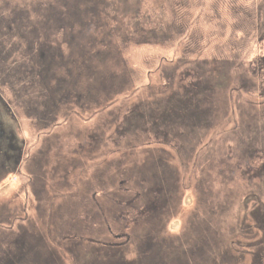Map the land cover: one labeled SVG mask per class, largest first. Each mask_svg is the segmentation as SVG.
<instances>
[{
  "label": "flooded vegetation",
  "instance_id": "1",
  "mask_svg": "<svg viewBox=\"0 0 264 264\" xmlns=\"http://www.w3.org/2000/svg\"><path fill=\"white\" fill-rule=\"evenodd\" d=\"M21 1L0 0V264H63L55 251L57 246L65 247L70 253L76 251L73 254L82 264H125L117 257L126 256L130 251H135L139 257L136 264H233L234 256L216 242L222 233H211L204 221L191 222L195 236L183 238L181 234L186 232L183 231L180 237L174 238L178 241L177 246L173 240H168L171 236H153L146 229L143 232L131 229L132 224L141 219L146 220L154 231L159 224L163 231L166 229L170 217L168 209H176L178 203H183L177 182L171 179L173 171L171 174L168 159L175 158V152L183 162L197 146L204 144L210 131L228 115L223 107L228 100L222 86L227 83L231 86L232 77L225 70V58H197L201 52L195 44L196 41L203 43V35L192 39V49L186 47L183 57L173 61L176 65L169 72L166 70L168 82L159 90L161 95L134 101L125 111L126 116H116L121 120L114 135L126 141L122 145L114 139V143L119 147L127 145L130 151L127 155L114 157L113 150L105 152L112 135L106 139L102 126L95 124L97 128L89 133L74 126L71 116L76 108H88L87 112L96 108L95 113L103 119L104 105L110 101L106 97L117 92L114 88L117 85H111L114 73L106 72L104 66L111 69L119 65L122 49L126 51L131 43L136 45V39L138 43H152L175 38L176 33L177 39L182 40L189 31L187 7L190 6L194 13L201 4L195 3L196 0H176V16L172 14L171 18L177 24L173 25L165 23L170 12L162 8L163 14L167 11V18L158 29L149 25L148 16L144 15L138 16L139 21L116 19L117 26L111 27L107 12H119V0H113L111 4H105L104 0H37L36 5ZM220 1L210 2L208 14L213 22L221 20ZM55 3L64 8L60 10L62 17H56ZM133 10L135 6L128 5L122 11ZM237 10L242 13L239 16L241 23L237 26L247 31L245 36L250 35L249 29L253 26L259 40H264V0L254 14L243 5ZM139 11L140 8L137 14ZM249 21L253 23L249 24ZM194 56L196 58L192 59ZM246 76L247 79L240 76L239 88L251 95L257 93L260 100L258 104H247L248 110L242 114V121L235 125L236 131L230 133L231 138L241 140L242 153H247L252 161H262L263 56L256 66L247 68ZM121 82L117 79L118 85H122ZM61 119H65L64 125ZM147 140L156 142L160 149L156 146V152L149 147L143 150L139 144H147ZM146 152L148 157L138 158ZM106 155L111 158L110 168L107 163H104L106 167L103 165L102 158ZM96 158H100V164L93 179L84 177L86 180L75 196L67 193L72 190L68 180L71 174L85 171L88 162ZM141 162L144 167L156 165L161 171L160 182L156 179L153 183L150 181L151 184L141 178L144 192L136 191L139 182H132V174L139 175L135 170H140ZM262 163L253 170L254 175L264 181V160ZM118 177H128L131 181H120L121 190H116L115 196L108 199L114 202L110 207L117 208L118 203L125 202L138 204L145 210L139 214L144 219L136 217L133 210L108 212L115 220L124 218L127 224L120 222V225H126L123 228L111 221L105 224L103 219H108L102 203L105 196L97 194L101 185H114ZM80 180H76L77 184ZM19 199L20 203L17 202ZM71 205H76V211H72ZM77 216H80L79 220ZM252 217L258 220L262 237L251 244L255 247L251 251L254 257L251 264H264V225L261 227L264 214L255 212ZM87 234L92 237H86ZM63 235H74L76 239L66 237L65 242H61L59 238ZM159 238L160 244L156 242ZM89 242H94L92 246L95 244V247L92 248ZM157 244L161 247L158 251ZM172 244L177 249L172 250ZM99 246L109 258L107 261L99 260ZM132 246L134 250H130ZM116 251L117 255L110 253ZM167 251L172 252L171 257L167 256ZM88 252L97 258L94 263L87 262ZM212 255L217 258L211 261ZM146 258L149 259L144 260ZM215 260L224 263H215Z\"/></svg>",
  "mask_w": 264,
  "mask_h": 264
},
{
  "label": "rangeland",
  "instance_id": "2",
  "mask_svg": "<svg viewBox=\"0 0 264 264\" xmlns=\"http://www.w3.org/2000/svg\"><path fill=\"white\" fill-rule=\"evenodd\" d=\"M162 1L165 5H168V9L162 6L161 0H145L144 8H141L142 10L139 11L142 15L148 16L147 21L150 22L149 25L153 28L157 27L159 29L164 24V19L167 18V11L163 14V9L174 12L175 7L173 3L174 1L176 2V0ZM211 1L212 0H196L195 3H200L201 5H197L199 6V9L195 10V12L193 11L194 13L191 12L190 6L187 7L189 17H186V21H188L189 24H187L189 27L187 30L189 31L187 35H185L186 37L183 36L184 38L182 40L177 39L176 33H174L175 38L171 37L172 39L169 38L163 41L160 39H153L154 41H152V43H138V40L136 39V45L129 42L128 47L130 46V43L131 47L127 48L126 51L124 48L122 49L123 53L121 55V61L119 60V65L111 69L107 65L104 66L106 67V72L114 73L112 74L111 85H117L114 87L117 92L106 97V99H109L110 101L104 105V114H102L104 115L103 119L100 114L97 115L95 113L98 110L96 108L90 110V113L87 112V110H89L88 108H82V110L76 108L72 110L71 116L74 119L72 120L74 126L81 127L89 133L93 132L97 128L94 126L95 124L99 127L102 126L106 139L109 135H112L110 141L111 143L107 145L109 148H106L104 150L105 152L113 150L114 155L112 156L114 157H121L124 154L127 155L130 153L128 146H122L124 144L123 142L126 140H119L117 136L114 135L118 125L117 123L121 120L122 116L127 115L125 111L129 110L128 108L132 106L134 101L144 99L150 100L161 95L159 90H162L164 84L168 82V80L165 79L167 76L166 70L169 72L170 69L174 67L173 65H176L174 62H177L181 57H183L186 47L189 46L191 48L190 45L192 42L190 41H192V39H196L199 35H203L205 37L202 40L203 43L199 44L196 41L197 44H195V46H198V52H201L197 58L205 59L208 57V59L212 60L215 58H225V61L227 62V68L225 70H228V73L232 77V81L230 83L231 86L228 83L224 84L225 86H222V89L226 90L225 94L228 100L226 105L223 106L224 111L226 110L228 113V115L225 116L226 121L225 119L219 121L215 128L210 131L211 135L204 141V144L197 146V148H195L196 150L191 152L190 155H188V158L184 159L183 162L180 157L172 151L175 158L171 161L168 159V167L171 174L173 171V177L171 179H173L172 181L176 180V186L178 188L179 195L183 199V203H178L179 206L176 209H172L171 207L168 209L170 217L168 219L166 229L163 231L162 226L159 224L154 231V228H151L149 223H146V220L142 219L140 222L132 224L131 229L133 230L134 228L135 230H138V232H140V230L143 232L144 229H146L148 230L147 232H149L148 234L151 232V235L153 236L155 234H161L159 237H165L167 235L171 236L168 240H173V243L177 246L178 241H176V239L174 241V238H176V236L180 237V234L183 231H186L184 232L185 235L181 234L183 238H186L187 236L193 238V236H195L192 231L193 228H191V222L197 224L198 222L201 223L204 221L205 227L208 228L211 233H222V236H217L218 239H216V242L219 241V244L223 246V250H229V254L231 253L234 256L233 264H251L254 262V257L252 255L253 252L251 251L255 249V247H252L251 244L254 240L256 241L262 237V230L259 229L258 220L254 219L252 214L255 212L264 214V181L254 175L255 173L253 169H255L257 165H260L259 167L262 166L264 156H261L263 159L262 161L259 159L252 161V158H250L247 153L241 152V149L239 148L242 144L241 140L239 138H231L232 133H230V131H236L237 126L235 125L242 121L243 115H245L246 110H248V108H246L247 104L251 102H257L258 104V101L260 100L257 93L253 92L252 96L247 92H243L239 86L241 84L240 76L241 78L243 77L247 79V76L245 77V75H247V68L252 65L256 66L260 56L264 57V40H259L256 36V28L253 26L249 29L250 35L245 36L247 31L241 28L240 25L237 26V24L241 23L239 16L242 14L237 9H239L241 5L247 6L248 10L252 11L254 14V10L258 4L262 2V0H221L220 7H222V9H220V22H213L210 18L211 15L208 14L210 11L209 7ZM20 2L22 1L20 0ZM24 3L36 5L35 3H37V0H24ZM41 3L44 4L45 1ZM55 5L57 10L56 17H62V11L64 8L59 7L61 4L58 5L55 3ZM60 10L62 11L60 12ZM168 14V21L165 23H168L169 25H173L172 23L177 24V22H172L173 18H171V16L173 13ZM249 19L251 20V18ZM254 19L255 16L252 17L253 21ZM154 22L157 23V26L153 25ZM250 23L253 22L249 21V24ZM243 25L245 24L243 23ZM199 28L201 29V33H199ZM194 51L197 50L194 49ZM195 58L196 56L192 59ZM117 79H121L122 85L117 84ZM221 110L223 111V108ZM116 116L121 118L117 119ZM61 121L64 125L65 119H61ZM114 139L122 145L119 147L117 143H114ZM147 141V144L140 143L139 146L143 147V150H145L144 147H149V150L154 149L152 151L156 152V142L153 143L152 140L150 142L149 140ZM158 148L160 149V147ZM146 156L148 157V152L145 154H139L138 158L142 160L143 157ZM155 156L158 157L157 153ZM100 158H96V160L93 159L88 162V167L85 171L82 169L71 174L72 177L68 180L71 181L72 190L67 193H71L75 196V192L78 194L79 187H81V183L86 180L85 178H88L89 180L93 179L95 170L100 164ZM110 159L111 158L108 155L102 158L103 165L104 163H107V168H110V165H108L111 162ZM142 164L143 162L139 165L140 170H135L139 172L138 174L142 177L139 175L133 176L132 174V182H134V180L139 182L136 191L143 190V185L140 181L141 178L149 181L148 183H153L156 179L159 180V182L161 181V171H159L160 168L155 167L156 165L144 167ZM104 166L106 167V164ZM105 179L107 180V178ZM124 179L125 183L131 181L128 177H118L114 181V185L112 183H105L104 185H101V189H99L97 193L98 195H102V197L103 195L105 196L102 200L104 211L105 214H107L106 217L108 218L103 219L105 224L106 221H111L112 224L122 228L126 225H120V222L127 224L124 218L115 220L113 218V214L111 213V215H108V212L117 213L119 211H123L128 213V210H133V214L136 217L138 216L143 218L144 216L139 214L140 212L145 211L143 206L138 204H128L125 202L120 204L118 203L117 208L110 207L111 203L114 202L108 201V199H111L110 197L112 195L113 197L115 196L116 190H121L120 181ZM76 180H80L78 181L79 184H77ZM144 183L147 182H143V184ZM144 191L145 190H143V192ZM71 206L72 211H76L74 210L76 205ZM128 206H130V208H128ZM119 208L121 210H119ZM79 217L80 216H77L76 218L79 220ZM72 222L74 221L72 220ZM104 222L103 228L105 227ZM63 223L64 221H61V224ZM263 225L264 224H262L261 227H263ZM142 234L144 235V233ZM66 237L69 240L76 239L74 235H63L59 238V241L65 242L64 240ZM86 237L92 236L87 234ZM156 242L160 244V238L159 240H156ZM93 243L94 242H89V245H91L92 248L95 247V244L92 246ZM159 244L156 246V251L161 248L158 246ZM100 247L101 246L98 248L99 260L107 261L109 258H107L105 253L101 252L102 248ZM132 248L133 246L130 247V250L135 249ZM165 249L166 247L164 246V250ZM174 249H177V247H174L172 250ZM137 250L139 251V249ZM55 251L58 253L60 263H83L79 262L74 256V254L77 253L76 251L70 253L65 247L63 248L61 246H57ZM118 251L110 253L117 255ZM220 251H222V247L220 248ZM170 254H172V252L167 251L168 257H171ZM138 258L139 257L136 255L135 251H130V253L121 258L117 257V259H122L125 264L139 263L137 262L139 261ZM149 258L144 260H148ZM206 258L208 259V257ZM216 258L217 257L214 258V255H212V258L209 257V260ZM96 259L97 258L94 257V254H90L88 252V263H92L91 261ZM215 263L224 262H217L215 260Z\"/></svg>",
  "mask_w": 264,
  "mask_h": 264
},
{
  "label": "trees",
  "instance_id": "3",
  "mask_svg": "<svg viewBox=\"0 0 264 264\" xmlns=\"http://www.w3.org/2000/svg\"><path fill=\"white\" fill-rule=\"evenodd\" d=\"M144 1L145 0H119V3H118L119 5H118L117 8H120V11L117 12V13L114 12V11L107 12V14H109V16H107V21L109 22V25L111 27H116L117 26L116 19H119L120 21L128 20V19L139 21L140 18H142V13L140 12V14H137V10L139 8H140V10H142L141 8H144ZM103 2L105 4H107V3L111 4L114 1L113 0H104ZM161 3H162V6H164V7L167 6L168 7V5H165V3L162 0H161ZM128 5H134L135 6V10L130 11V12L122 11L124 9V7L128 8ZM173 5L176 8V2L175 1H174ZM175 8H174V12L173 11L171 12V10H169V12L173 13V15H175L174 13H176ZM153 25L157 26V23L154 22Z\"/></svg>",
  "mask_w": 264,
  "mask_h": 264
},
{
  "label": "bare ground",
  "instance_id": "4",
  "mask_svg": "<svg viewBox=\"0 0 264 264\" xmlns=\"http://www.w3.org/2000/svg\"><path fill=\"white\" fill-rule=\"evenodd\" d=\"M19 200H20V201H19ZM19 200L17 201L18 203L21 202V199H19ZM12 206H13V205H12ZM12 206H10V208H11ZM7 207H9V206H7ZM1 209H2V207H1ZM5 209H6V208H5ZM2 210H3V209H2ZM10 213H11V212H10ZM10 213H9V214H10ZM4 218H7V217H4Z\"/></svg>",
  "mask_w": 264,
  "mask_h": 264
}]
</instances>
